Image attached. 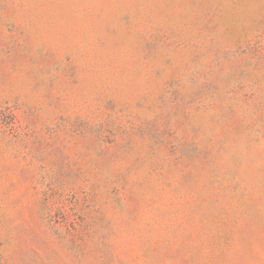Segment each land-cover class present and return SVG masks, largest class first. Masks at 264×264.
I'll list each match as a JSON object with an SVG mask.
<instances>
[{
	"label": "rangeland",
	"instance_id": "rangeland-1",
	"mask_svg": "<svg viewBox=\"0 0 264 264\" xmlns=\"http://www.w3.org/2000/svg\"><path fill=\"white\" fill-rule=\"evenodd\" d=\"M0 264H264V0H0Z\"/></svg>",
	"mask_w": 264,
	"mask_h": 264
}]
</instances>
